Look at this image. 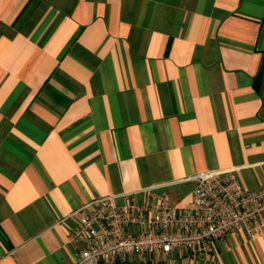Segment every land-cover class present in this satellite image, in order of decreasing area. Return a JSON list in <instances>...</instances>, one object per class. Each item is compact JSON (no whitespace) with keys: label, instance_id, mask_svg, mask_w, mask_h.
I'll return each mask as SVG.
<instances>
[{"label":"crops","instance_id":"obj_1","mask_svg":"<svg viewBox=\"0 0 264 264\" xmlns=\"http://www.w3.org/2000/svg\"><path fill=\"white\" fill-rule=\"evenodd\" d=\"M228 169L264 189V0H0V264H75L84 205L180 211ZM215 247L178 264H264V232Z\"/></svg>","mask_w":264,"mask_h":264},{"label":"built area","instance_id":"obj_2","mask_svg":"<svg viewBox=\"0 0 264 264\" xmlns=\"http://www.w3.org/2000/svg\"><path fill=\"white\" fill-rule=\"evenodd\" d=\"M188 180L195 183L191 208L179 211L165 198L119 207L109 195L75 211L79 225L69 236L81 247L75 264H115L129 256L178 264L184 257L216 255V243L239 233L256 238L264 232V223L257 222L264 215V189H246L235 169L197 173Z\"/></svg>","mask_w":264,"mask_h":264}]
</instances>
